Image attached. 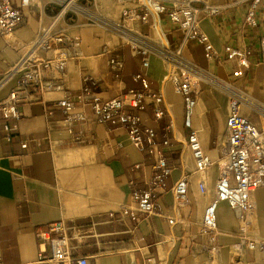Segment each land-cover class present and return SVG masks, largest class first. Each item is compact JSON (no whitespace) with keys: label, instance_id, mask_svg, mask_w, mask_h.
Instances as JSON below:
<instances>
[{"label":"crops","instance_id":"0c3cea01","mask_svg":"<svg viewBox=\"0 0 264 264\" xmlns=\"http://www.w3.org/2000/svg\"><path fill=\"white\" fill-rule=\"evenodd\" d=\"M18 2L14 0L15 4ZM204 2L223 7L218 14L204 17L201 22L217 50L222 51L225 45L254 49L252 69L239 83L252 97L264 102V51L260 47L264 13H257L258 23L253 26L245 20L250 0H201L194 4L202 7ZM24 12L25 22L15 33L13 45L0 37V102L17 86L20 73H12V69L34 43L41 23L38 9L27 8ZM43 20L47 22L49 15ZM165 28L170 31L172 26L165 22ZM142 30L146 31V27ZM104 31L90 25L72 31L82 37L83 57L69 63L67 88L80 91L83 78L88 77L97 81L95 90L106 98L116 97L125 89L142 90L133 81V75L142 69L141 61L131 55L128 46L118 50L126 62L122 77L116 79L112 75L101 52L105 45L116 48L120 39ZM185 55L218 77L233 79L231 64L226 60L207 62L201 45L191 44ZM148 75L153 89L164 95L166 115L156 120L150 104L142 117L146 125L156 129L160 140H170L166 156L174 167L168 181L171 187L185 172L194 170L185 145L189 130L184 126L183 98L165 81L166 69L161 59H151ZM63 96V92H50L33 102L20 104L23 115L11 143L3 139L0 113V264H55L39 260L35 231L58 221H65L70 228L72 256L87 257L89 264H144L150 258L158 264H233L232 252L243 255L237 245L235 219L226 203L221 204L220 211L229 213L233 228L220 221V228L229 233L219 239L221 252L212 256L200 248L202 238L196 236L197 224L207 200L197 190L196 177L192 179L188 205L177 207L169 192L160 198L156 213L138 221L124 215L122 206L129 203L133 188H143L152 174L150 160L130 143L123 127L101 125L90 119L69 131L66 114L55 106ZM48 106L53 108L52 116L47 115ZM87 112L92 116L88 109ZM226 116V95L217 89L202 88L194 127L207 150L212 151L224 133ZM48 136L51 141L46 139ZM28 139H43L44 149L36 151L32 144L24 153L20 142ZM137 163L142 167L135 170ZM212 172L216 175V170ZM213 185L214 179L209 182L211 188ZM262 193L257 196L260 233L264 225L259 205ZM168 217L175 222L169 224ZM260 255L264 261V254ZM236 264L263 263L245 260Z\"/></svg>","mask_w":264,"mask_h":264},{"label":"built area","instance_id":"2783aa9c","mask_svg":"<svg viewBox=\"0 0 264 264\" xmlns=\"http://www.w3.org/2000/svg\"><path fill=\"white\" fill-rule=\"evenodd\" d=\"M77 1L19 0L15 4L14 0H0V37L9 46L13 45L15 33L25 22V9L38 6L41 20L34 43L12 69V73H20L18 84L0 102L3 139L11 143L16 135L17 123L23 115L20 104L33 102L50 92H63L64 96L55 106L66 114L69 131L73 132L77 124L90 119L101 125L123 127L130 143L151 162L152 174L143 188H133L129 203L122 206L124 215L138 221L156 213L160 198L169 192L177 207L188 205L192 179L196 177L197 190L207 200L197 224L196 236L202 238L200 248L212 256L221 252L219 239L229 233L220 228L219 211L221 204L226 203L238 223L236 235L240 249L264 252V237L260 236L254 222L257 196L264 191V102L252 97L239 83L248 77L255 51L252 47L232 45H225L219 51L201 26L202 18L218 14L223 7L206 2L202 7L194 4L201 0H118L123 6L119 19L113 20ZM259 11L264 13V0H250L246 22L256 26ZM47 15L49 20L44 22L43 17ZM81 18L88 23L81 22ZM165 22L172 26L170 31L165 28ZM83 25L100 27L120 39L116 48L105 45L101 52L114 78L120 79L125 70L126 62L118 51L120 48L128 46L131 55L140 59L142 69L133 75V81L140 84L142 90L125 89L116 97L106 98L95 90L97 81L88 77L83 78L80 91L67 88L69 63L83 57L82 37L72 31ZM142 27H146V31ZM191 44L203 47L207 62L228 61L233 79H222L188 59L185 52ZM260 47L264 51V38L260 40ZM44 53L52 55L43 56ZM153 57L162 60L165 81L183 98L184 126L189 130L185 145L194 163V170L185 172L171 187L168 181L174 167L166 156L170 140H160L156 129L146 125L142 117L150 104L156 120L166 115L164 95L153 89L148 75ZM209 76L217 81L209 80ZM206 83L217 85L227 97L225 130L212 151L205 148L199 130L194 127L199 95ZM46 111L48 116L53 115L50 106ZM46 139L51 141L50 136ZM20 144L24 153L32 144L36 151L44 149L43 139L23 140ZM141 167L140 163L134 165L135 170ZM167 219L169 224L175 222L172 217ZM35 234L40 261L89 264L87 257L72 256L70 228L65 221L39 227ZM144 264L158 263L150 258Z\"/></svg>","mask_w":264,"mask_h":264},{"label":"rangeland","instance_id":"374dc122","mask_svg":"<svg viewBox=\"0 0 264 264\" xmlns=\"http://www.w3.org/2000/svg\"><path fill=\"white\" fill-rule=\"evenodd\" d=\"M96 1H97V4H96ZM77 3L82 4V5L87 4L86 6L91 8V11H94L103 17H107V18H110L113 20L118 19L117 17L119 15V11H121V9H122L121 3L118 0H78ZM34 9L39 10L38 6L34 7ZM80 21L83 23H86V22L88 23V20H86L84 18H81ZM90 26H92V25H90ZM95 27H97V26H95ZM110 36L113 37L112 35H110ZM204 87H210L212 89L219 90L218 88H216L217 85H215V84H207L206 83V84L202 85V88H204ZM219 91H221V90H219ZM262 192L263 193H262V196L260 197L259 205L261 208V215L264 217V191H262ZM259 212H260V209L257 210V212L255 213V216H254V218H255L254 222H255V225L257 228H258V220L257 219H259L258 216L260 215ZM220 221L222 222V224L228 226L229 228H233V219L231 218L229 213H227L224 210L219 211V224H220ZM235 226L237 229L238 223L236 220H235ZM262 226L263 227L261 229L260 234L264 235V225H262ZM258 231L260 232V230H258ZM235 235H236V232H235ZM237 240L239 241L238 238H237ZM242 253H243L242 256H237L236 253L234 254L232 252L233 264H236V262H238V261L245 262V260L250 261L252 263L256 262V263H263L264 264V261L262 259V256L260 255V252L249 251V250H246L243 248Z\"/></svg>","mask_w":264,"mask_h":264},{"label":"bare ground","instance_id":"6f19581e","mask_svg":"<svg viewBox=\"0 0 264 264\" xmlns=\"http://www.w3.org/2000/svg\"><path fill=\"white\" fill-rule=\"evenodd\" d=\"M96 4H97V1H96ZM209 80H211V81H214V82H216L217 81V79H215L214 77H212V76H209ZM256 229H257V227H255ZM261 253H263L264 254V252H261Z\"/></svg>","mask_w":264,"mask_h":264}]
</instances>
